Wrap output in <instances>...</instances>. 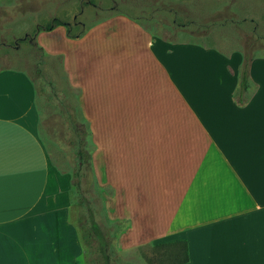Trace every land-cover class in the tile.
<instances>
[{
  "label": "crops",
  "instance_id": "crops-1",
  "mask_svg": "<svg viewBox=\"0 0 264 264\" xmlns=\"http://www.w3.org/2000/svg\"><path fill=\"white\" fill-rule=\"evenodd\" d=\"M83 31L35 40L79 90L118 249L186 240L184 264H264V54L240 90L244 52L159 38L121 12ZM35 97L24 71L0 70V264H80L71 174L36 133Z\"/></svg>",
  "mask_w": 264,
  "mask_h": 264
},
{
  "label": "rangeland",
  "instance_id": "rangeland-1",
  "mask_svg": "<svg viewBox=\"0 0 264 264\" xmlns=\"http://www.w3.org/2000/svg\"><path fill=\"white\" fill-rule=\"evenodd\" d=\"M255 8L254 25L242 23ZM252 10V11H250ZM125 13L159 38L191 41L220 48L224 53L237 50L251 56L264 54V0H0V70L24 71L36 92L34 109L36 133L51 162L60 170L78 168L77 136L74 125L86 129L79 106V90L71 87L61 70L59 57L49 56L38 46L35 33L53 18L69 23L72 32L115 13ZM88 139V136L84 137ZM89 149L92 148L88 144ZM71 177L78 190L71 192L72 214L80 233L90 227V213L108 241L110 264H155L151 246L120 251L117 239L122 224L106 218L93 176L85 165ZM83 224V225H82ZM100 240L92 236L84 244L80 264H101Z\"/></svg>",
  "mask_w": 264,
  "mask_h": 264
},
{
  "label": "trees",
  "instance_id": "trees-1",
  "mask_svg": "<svg viewBox=\"0 0 264 264\" xmlns=\"http://www.w3.org/2000/svg\"><path fill=\"white\" fill-rule=\"evenodd\" d=\"M57 25H64L67 28V34L71 38H76L82 35L84 32L79 31V32H72V29L70 27L69 23H66L59 18H53L51 21L47 22L43 27H39L37 31L44 30L48 31L51 30L54 26ZM242 62L240 65L239 69V89L243 90L247 86L248 82V75H249V64L253 56L248 55L247 53H244L242 56ZM87 127L86 129H81L79 124L74 125V131L77 136V141H75V145L77 146L76 154L78 158V168L81 167L82 165H85L87 167V170H89L93 176L95 185L98 188L99 191V199L102 201V196L100 192V188L97 185L96 178L93 173V167H92V150L94 147V144L91 139V133L89 130L88 126V121L86 120ZM88 136V139L84 138ZM88 144L92 145V148L89 149L87 147ZM76 169L75 171L71 172V177L78 176L79 174V169ZM75 188L78 190V183L71 182V192L72 189ZM102 203V202H101ZM102 208L103 203H102ZM90 227L89 229H86L85 227L82 226V233H80V238L81 241L86 245H89L92 236H96L100 240V252L102 254V263L101 264H110V255L106 251V245L108 241L105 240V235L103 231L101 230L100 226L98 225L97 222L93 220L92 214L90 213ZM118 222H115L117 224ZM83 225V224H82ZM121 231V230H120ZM155 256H153L152 259H148L150 263H155V264H184L188 262L189 260V253H188V247H187V242L186 240H174V241H169V242H162L155 244L151 246Z\"/></svg>",
  "mask_w": 264,
  "mask_h": 264
}]
</instances>
